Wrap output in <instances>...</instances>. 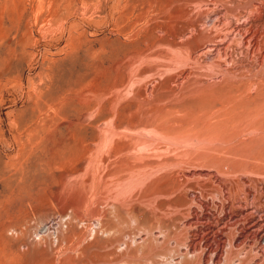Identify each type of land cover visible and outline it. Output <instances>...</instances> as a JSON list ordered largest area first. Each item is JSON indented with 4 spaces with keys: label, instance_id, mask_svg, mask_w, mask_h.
<instances>
[{
    "label": "rangeland",
    "instance_id": "obj_1",
    "mask_svg": "<svg viewBox=\"0 0 264 264\" xmlns=\"http://www.w3.org/2000/svg\"><path fill=\"white\" fill-rule=\"evenodd\" d=\"M189 1L0 0V264H197L199 256L182 253L181 224L194 207L201 217L192 231L215 246L207 229L222 215L189 204L191 195L208 197L196 183L216 170L227 176V164L229 178L249 173L254 188L264 181L250 173L264 162V92H249L264 88V60L250 67L231 54L239 63L230 71L179 54L178 64L179 46L159 37L167 27L187 32L200 15L197 29L208 31L213 12L242 22L257 5L260 29L264 0H206L212 12ZM181 175L186 190L155 192L158 180Z\"/></svg>",
    "mask_w": 264,
    "mask_h": 264
},
{
    "label": "bare ground",
    "instance_id": "obj_2",
    "mask_svg": "<svg viewBox=\"0 0 264 264\" xmlns=\"http://www.w3.org/2000/svg\"><path fill=\"white\" fill-rule=\"evenodd\" d=\"M189 1V0H188ZM196 1V0H194ZM200 1L199 3H201L202 6H204V4L206 3V0L204 1V3L201 2V0H197L196 2ZM209 1V0H208ZM229 1V0H227ZM190 2V1H189ZM192 2V0H191ZM190 2V3H191ZM195 2V3H196ZM212 2V1H211ZM209 2V3H211ZM216 2V1H215ZM222 2V1H221ZM198 3V4H199ZM208 5H213L209 4ZM192 4V3H191ZM197 4V3H196ZM207 4V3H206ZM205 4V5H206ZM219 4V3H216ZM216 4H214V6H216ZM263 5V3H262ZM198 6V5H197ZM219 6V5H218ZM199 7H201L199 5ZM209 7V6H208ZM212 7V6H210ZM209 7V8H210ZM255 7V6H254ZM264 7V5H263ZM202 9V8H201ZM205 9V6H204ZM202 9V10H204ZM218 9V8H217ZM216 9V10H217ZM252 9V8H251ZM198 12L200 11V8H197ZM206 11H209L210 9L206 8ZM214 11H216L215 9H213ZM213 10H210L211 12ZM242 10V9H241ZM218 11V10H217ZM232 11V10H231ZM250 11V9H249ZM202 12V11H201ZM200 12V13H201ZM227 12V11H226ZM199 13V14H200ZM204 14H206V12H203ZM209 13V12H208ZM225 13V12H224ZM240 13V11H239ZM247 13V12H246ZM249 13V16L247 17V19L245 21L242 22H233L231 23L230 21L228 23L227 22L230 19V15L232 13H230L229 19L227 17H224L226 15H223L221 12H216L210 16V20H211V25L209 27V29L206 30H200L197 29L198 28V23L201 22V18L202 16H198L194 19L191 18V21L188 22L187 24V32H184L183 34L179 33L178 31H174L170 28L167 27V29H164V32L159 33L162 36H159L160 39L162 38H167L169 41V44H175V46H179V53H177L178 55L180 54H185L186 57L188 58L187 60H194L195 62L200 60H204V59H210L213 58L214 61L216 60V66L219 64L217 63H223L224 66H226L228 69H230V60L234 61L235 58L233 59L231 57V54H244L242 56L245 57V61L249 62V66L251 67V65L253 64L254 66H259L264 60V23H260L262 25V27L259 29L258 25L253 24V22H257V21H261L262 19V11H261V7H259L258 5ZM211 14V13H209ZM229 14V12H228ZM227 14V15H228ZM235 14V13H234ZM237 14V12H236ZM232 15V16H237V15ZM132 17V16H131ZM239 17V15L237 16ZM241 17V16H240ZM239 17V18H240ZM130 18V17H129ZM237 18V19H239ZM209 20V19H208ZM209 20V21H210ZM227 20V21H226ZM233 20V19H232ZM241 20V19H240ZM236 21V20H235ZM200 26V24H199ZM256 26V30L253 28ZM163 26L160 25V29ZM202 27V25L200 26ZM164 28V27H163ZM162 28V29H163ZM160 32V31H159ZM186 33V34H185ZM178 37V38H177ZM177 40V41H176ZM171 47V46H170ZM174 47V46H173ZM131 53V52H130ZM177 56L176 58L180 57ZM195 57H194V56ZM183 56V55H182ZM181 56V57H182ZM235 56V55H232ZM241 56V55H240ZM237 57V56H236ZM175 58V59H176ZM232 58V59H231ZM238 58V57H237ZM179 59V58H178ZM182 59V58H181ZM239 59H241L242 61V57H240ZM180 60V59H179ZM187 60H186V64H187ZM212 60V59H210ZM178 61V60H177ZM182 60L178 61L177 63L180 64L179 62H181ZM213 61V60H212ZM231 61V63H232ZM236 61H238L236 59ZM234 62L235 64L239 63V62ZM167 63V62H166ZM165 63V64H166ZM169 64L171 63L170 61L168 62ZM177 63H175L177 65ZM193 63V62H192ZM242 63V62H241ZM240 63V64H241ZM174 64V63H173ZM194 64V63H193ZM191 64V65H193ZM211 64V63H210ZM209 64V65H210ZM234 65L237 66V65ZM238 64V65H240ZM247 64V63H245ZM263 64V63H262ZM261 64V65H262ZM167 65V64H166ZM188 65V64H187ZM187 65L185 66V68L187 67ZM196 65V64H194ZM208 65V69H214L217 70L219 69V67L215 69L211 68V65H214V63H212L210 66ZM231 65V66H233ZM244 65V64H243ZM189 66V65H188ZM242 66V65H241ZM239 66V67H241ZM249 66H247L248 68H250ZM181 67V66H180ZM191 67V66H190ZM225 67V68H226ZM244 67V66H242ZM246 67V66H245ZM244 67V68H245ZM246 67V68H247ZM253 67V66H252ZM211 68V69H210ZM221 68V67H220ZM226 68V69H227ZM243 68V69H244ZM245 68V69H246ZM234 69V68H233ZM237 69V68H235ZM234 69V71H235ZM252 69V68H251ZM254 69V68H253ZM258 69V68H257ZM262 69V68H261ZM264 69V66H263ZM239 70V69H238ZM237 70V71H238ZM249 70V69H248ZM247 70V71H248ZM229 71V70H228ZM230 71H232L230 69ZM229 71V72H230ZM236 71V72H237ZM250 71V70H249ZM258 71V70H256ZM225 72V70H224ZM255 72V71H254ZM134 73V72H133ZM190 73V72H189ZM232 73V72H231ZM256 73V72H255ZM254 73V74H255ZM259 73V71H258ZM257 73V74H258ZM212 74H214V72L212 71ZM225 74H227L225 72ZM181 79L183 80L184 76H185V80L186 75L185 73L181 74ZM229 74H227L226 76H223V78L227 77ZM263 75V74H262ZM180 76V75H179ZM200 76V75H199ZM189 77V76H187ZM229 77V76H228ZM227 77V78H228ZM231 77V76H230ZM229 77V78H230ZM242 76L238 77L241 79ZM245 77V76H243ZM250 77V76H249ZM248 77V78H249ZM257 77V76H256ZM263 77V76H262ZM198 78V76L196 77ZM235 78V77H234ZM246 78V77H245ZM264 78V77H263ZM177 79V78H176ZM195 79V78H194ZM178 80V79H177ZM181 80V81H182ZM184 80V81H185ZM236 80V79H235ZM258 81V79H256ZM222 81V80H221ZM246 82V80H244ZM250 80H247V82ZM264 81V79H263ZM155 82V81H154ZM175 82V81H174ZM192 82V81H191ZM243 81H241L242 83ZM152 83V82H151ZM179 83V82H178ZM177 83V85H178ZM182 83V82H181ZM239 83V82H238ZM250 83V82H249ZM251 83H252V79H251ZM150 84V83H149ZM155 84V83H152ZM176 84V83H175ZM175 84H173V86H175ZM189 84V83H188ZM191 84V83H190ZM189 84V85H190ZM176 85V87H177ZM182 85V84H181ZM180 85V86H181ZM235 85V84H234ZM251 85V84H250ZM149 86V85H148ZM154 86V85H153ZM153 86H150L153 87ZM157 86V85H156ZM249 86V84L247 85ZM262 86V85H261ZM172 87V86H170ZM175 87V88H176ZM241 87V86H240ZM260 87V86H259ZM139 90L140 88L137 87ZM233 88V87H232ZM243 88V87H242ZM241 88V89H242ZM248 88V87H247ZM155 89V88H153ZM168 89V88H167ZM196 89V88H195ZM228 89V88H227ZM264 89V88H262ZM262 89L257 88V87H253L252 85L249 86V92L252 91L254 93L255 96H258L259 93L264 92L262 91ZM135 90V91H137ZM151 90V89H149ZM223 90V89H222ZM221 90V91H222ZM243 90V89H242ZM246 90V89H245ZM132 91V92H135ZM146 91V89H145ZM152 91V90H151ZM239 91V89H238ZM149 92V91H148ZM247 92V91H246ZM251 92V93H252ZM150 93V92H149ZM231 93V92H230ZM248 93V92H247ZM250 93V94H251ZM151 94V93H150ZM148 94V95H150ZM224 94V93H223ZM232 94V93H231ZM238 94V93H237ZM246 94V93H245ZM262 94V93H261ZM236 96V94H234ZM240 96V95H239ZM244 96V95H243ZM251 96V95H248ZM147 97V96H146ZM145 99H148L146 98ZM185 97V96H184ZM183 97V98H184ZM230 97V96H229ZM242 97V96H240ZM144 98V97H143ZM252 98V97H251ZM238 100V98H234V100ZM182 100V99H180ZM247 100V99H246ZM255 100V99H254ZM253 100V101H254ZM144 101V100H143ZM217 101V100H216ZM226 102V101H225ZM240 102V101H239ZM257 102V101H256ZM185 103V101H184ZM251 103V102H250ZM253 103V102H252ZM214 104V103H213ZM230 104V103H229ZM249 104V102H248ZM247 104V105H248ZM180 105V104H179ZM228 105V104H227ZM226 105V106H227ZM231 105V104H230ZM240 105V104H239ZM243 105V104H242ZM223 106H225L223 104ZM262 106V105H261ZM234 107V106H233ZM239 107V106H236ZM243 107V106H241ZM222 108V107H221ZM227 108V107H224ZM230 108V107H229ZM232 108V107H231ZM220 109V108H219ZM242 109V108H241ZM165 110V109H164ZM210 110V109H209ZM212 110V109H211ZM218 110V109H216ZM228 111H230L229 109H226ZM261 110V109H260ZM254 111V110H251ZM245 112V111H244ZM250 112V111H249ZM248 112V113H249ZM255 112H257L255 110ZM191 113V112H190ZM193 113V112H192ZM212 113V112H211ZM217 113V112H216ZM221 113H223L221 111ZM234 113V112H233ZM39 114V113H38ZM185 114V113H184ZM226 114V113H225ZM245 114V113H244ZM254 114V113H253ZM256 114V113H255ZM174 115V114H172ZM220 114H217V116ZM238 115V114H237ZM247 115V114H246ZM177 116V115H176ZM184 116V115H182ZM230 118V115H228ZM245 116V115H244ZM248 116V115H247ZM252 116V114H251ZM255 116V115H254ZM253 116V117H254ZM216 117V116H215ZM225 117H223L224 120ZM227 118V119H229ZM232 118V117H231ZM230 118V119H231ZM246 118V117H245ZM236 119V118H235ZM213 120V119H212ZM222 120V121H223ZM217 121V120H216ZM226 121V118H225ZM229 121V120H227ZM253 121V120H252ZM216 123V122H215ZM228 124V123H227ZM230 124V123H229ZM235 124V123H233ZM232 124V125H233ZM249 124V123H248ZM201 125V124H200ZM216 125V124H215ZM252 125V124H251ZM185 126V125H184ZM196 126V124L194 125ZM227 126V125H226ZM248 126V125H247ZM171 127V126H170ZM180 127V126H178ZM197 127V126H196ZM196 127H195V133H196ZM205 126H202V128ZM191 127L189 126V129ZM194 128V127H192ZM191 128V130H192ZM226 128V127H225ZM204 129V128H203ZM187 130V128H186ZM244 130V129H243ZM183 131V130H182ZM210 131V130H209ZM229 131V130H228ZM242 131V130H241ZM218 132V131H217ZM181 133V131H180ZM189 132H186L184 135H186ZM215 133V132H214ZM248 133V132H247ZM179 134V132H178ZM175 135V134H174ZM198 137V136H196ZM226 137V135L224 134L223 140L220 142L222 145V142L224 141L227 142L225 143L228 144L229 141H225L224 138ZM199 138V137H198ZM247 138V137H246ZM253 138V137H252ZM192 139V136H191ZM216 139V138H214ZM255 139V138H254ZM193 140V139H192ZM240 140V139H239ZM246 140V139H245ZM249 140V139H248ZM247 140V141H248ZM165 141V140H164ZM242 141V140H241ZM240 141V142H241ZM251 141V139H250ZM239 142V141H238ZM216 143V142H215ZM223 143V144H224ZM204 144V142H203ZM242 144V143H241ZM245 144V143H244ZM208 145V144H207ZM192 147V146H191ZM227 148H229L227 146ZM200 150V149H199ZM203 150V148H202ZM206 150V149H205ZM248 150V149H247ZM226 151V149H225ZM224 151V152H225ZM228 152V151H227ZM226 152V153H227ZM230 152V151H229ZM234 152V151H233ZM228 154V153H227ZM234 154V153H233ZM201 155V154H200ZM229 155V154H228ZM254 155V153H253ZM230 156V155H229ZM216 157V156H215ZM219 157V156H218ZM217 157V159H218ZM228 157V156H227ZM233 157V156H232ZM247 159L250 156H246ZM222 160V157H220ZM219 158V159H220ZM223 160H225V157L223 156ZM244 161H245V157ZM240 158V159H243ZM218 159V160H219ZM228 159H230V157H228ZM215 160V159H214ZM213 160V161H214ZM215 160V161H218ZM234 160V159H233ZM236 160V159H235ZM254 160V159H253ZM259 160V159H257ZM231 161V159L229 160ZM221 162V161H219ZM228 161L226 160L225 163H227ZM235 162V161H234ZM255 162V161H254ZM259 162V161H257ZM193 163V162H192ZM245 164V162H243ZM248 163V162H246ZM263 165L261 167H252L250 168V173L254 174V175H260V178L263 176L264 179V162L262 161ZM261 163V164H262ZM174 164V163H173ZM194 164V163H193ZM221 164V163H220ZM229 164H233V163H229ZM254 164V163H252ZM235 165V164H234ZM247 165V164H245ZM123 166V165H122ZM226 166V172L224 176H221L223 173L220 171L221 175L219 172L217 173L216 170V174H211L209 177H207V179L201 180L200 178H198L197 181L201 180L200 182L196 183L198 188H201L203 190V193L205 195H207V198H203V197H199L196 195H191L189 196V200L191 202H189V204H194L196 205L198 208L200 209H207V208H212L214 209V212H219V214L222 215L221 220L217 219V216L215 219V225L213 223V227L210 226L208 227V232L213 233V237H212V242L215 243V246L213 244H211L210 242H208L207 239L203 238L204 235H206V233H203V230H199V231H192V229H194L193 226H195L196 224H199V220L201 215L199 216L196 210H192L194 209V207L190 210L191 214L189 215V217H187L186 219H184V222L181 224L184 228H186V230L188 231V236H187V246L185 247V249L183 250V254L188 255V256H199L198 258V263L197 264H234L235 262H237V264H239L238 261H240V263L242 264H262L261 262L263 261V257H264V245H262V242L264 241V226L261 223L263 221V216H264V181L262 182H256V183H260L257 188H254V186H252L253 182V175L252 178H250L249 173L247 177H244V173H243V177H240L238 180L236 178L232 179V176L229 178L228 176L231 175L230 173H233V167L230 165H225ZM149 168V167H148ZM172 168V167H171ZM225 168V167H224ZM126 169V168H125ZM218 169V168H217ZM220 169V168H219ZM218 169V170H219ZM126 171V170H125ZM145 171V170H143ZM225 171V169H224ZM141 172V171H140ZM155 172V171H154ZM245 172V171H244ZM142 173V172H141ZM144 173V172H143ZM142 173V174H143ZM178 173V172H177ZM247 173V171H246ZM245 173V174H246ZM154 174V173H153ZM234 174V173H233ZM237 174V173H236ZM140 176V174H138ZM180 175V174H179ZM194 175V174H193ZM198 176L205 175L202 173H197ZM196 175V176H197ZM182 176V175H181ZM221 176V177H220ZM226 176V177H225ZM183 177V176H182ZM185 177V176H184ZM183 177V179H184ZM189 177V176H188ZM191 177V176H190ZM193 177V176H192ZM224 177L226 179H224ZM227 177L229 178V180H227ZM163 178H165L163 176ZM194 178V177H193ZM238 178V177H237ZM255 179H257V177L254 176ZM192 179V178H190ZM196 180V178H194ZM203 179V178H202ZM236 179V180H235ZM259 179V177H258ZM186 180V181H185ZM231 180V181H230ZM192 180V182H197ZM256 181V180H255ZM191 182V181H190ZM150 184V183H149ZM193 185V184H192ZM151 188V185H149ZM153 186V185H152ZM195 186V185H194ZM185 187H188V181L187 178L185 177L183 182H178V183H169V181L167 182L165 179H161L158 180L157 183L154 185V189L156 190L155 192H173L170 195L174 194V193H178L180 191H183V189H185ZM148 188V186H147ZM146 188V189H147ZM158 188V189H157ZM160 188V189H159ZM186 190V189H185ZM190 191V190H189ZM127 192V191H126ZM147 192V191H146ZM125 193V192H124ZM123 193V194H124ZM128 193V192H127ZM126 193V194H127ZM184 193V192H181ZM125 194V195H126ZM169 195V193H168ZM175 195V194H174ZM172 195V196H174ZM199 195V194H198ZM128 196V195H127ZM156 196V195H155ZM159 196V195H157ZM171 196V197H172ZM154 197V196H153ZM177 197V196H176ZM155 198V197H154ZM177 200V199H176ZM171 202V201H170ZM174 202V201H173ZM167 205V203L165 204ZM170 205H172L170 203ZM170 205L168 204L167 206L170 207ZM193 206V205H192ZM190 207V206H189ZM158 208V207H157ZM165 208V207H164ZM164 208L162 210H164ZM174 208V206L172 207V209ZM188 208V207H187ZM154 210V208H151ZM167 209V207H166ZM171 209V207H170ZM171 209V211H172ZM124 210V209H123ZM169 210V209H167ZM181 210V209H180ZM155 211V210H154ZM157 212H160L156 209ZM166 211V210H165ZM164 212V215L168 212ZM176 211V208L173 210ZM172 211V213H173ZM151 212V211H150ZM162 212V211H161ZM178 212V211H177ZM154 213V212H153ZM171 213V212H170ZM175 213V212H174ZM189 213V212H188ZM156 214V213H155ZM159 217H161L162 213H158ZM169 214V213H168ZM164 215H162L164 217ZM175 215V214H174ZM156 217H158L157 215H155ZM170 216V215H169ZM172 216V215H171ZM168 217V216H167ZM156 219V218H155ZM165 219V218H163ZM52 220V219H51ZM153 220V219H152ZM160 220V219H159ZM156 221V220H155ZM158 221V220H157ZM159 222V221H158ZM164 222V221H163ZM219 222L220 225H219ZM211 223V222H210ZM149 224V223H148ZM160 224V223H158ZM157 224V225H158ZM163 224V223H162ZM212 224V223H211ZM210 224V225H211ZM165 225V223H164ZM178 225V223H177ZM209 225V224H207ZM159 226V225H158ZM161 226V224H160ZM155 226L151 227L152 229ZM157 227V226H156ZM155 227V228H156ZM175 227V226H174ZM182 228V227H181ZM157 232V229H155ZM159 230V229H158ZM180 230V228H179ZM182 230V229H181ZM214 230V231H213ZM150 231V230H149ZM174 231V230H173ZM213 231V232H212ZM180 233V232H178ZM187 233V232H186ZM185 233V234H186ZM203 233V234H202ZM151 234V233H150ZM156 234V233H155ZM169 234V233H168ZM181 234V233H180ZM185 234L183 236H185ZM149 235V234H148ZM200 235H203V237H201ZM151 236V235H150ZM156 238V235H154ZM160 236V235H159ZM158 236V237H159ZM175 236V235H174ZM185 236V238H186ZM152 237V236H151ZM162 237V236H161ZM172 237V236H171ZM176 237V236H175ZM180 240H181V235L177 236ZM170 238V237H168ZM177 238V241L179 240ZM184 238V237H183ZM184 238V239H185ZM176 239V238H174ZM173 238L172 240L175 241ZM162 240V239H161ZM171 240V241H172ZM176 241V242H177ZM160 242V241H159ZM181 242V241H180ZM182 242L184 243V240L182 239ZM169 243V242H167ZM178 243V242H177ZM158 244V243H157ZM160 244V243H159ZM174 244V243H173ZM180 244V243H179ZM178 244V245H179ZM169 246V245H168ZM168 246L166 248H168ZM177 246V245H175ZM181 247V246H180ZM170 248V247H169ZM163 249V248H162ZM176 248H174L175 250ZM179 249V248H178ZM176 251V250H175ZM174 251V252H175ZM178 252V250H177ZM176 253V252H175ZM181 253V252H180ZM182 253L180 256H182ZM252 254V260L251 261H247V259H243L244 257H251ZM128 255V254H127ZM162 255V254H161ZM178 255H176L177 257H179ZM128 257V256H127ZM126 257V258H127ZM130 258V257H128ZM127 258V259H128ZM132 258V257H131ZM126 259V260H127ZM173 259V258H172ZM123 260V259H122ZM131 260V259H130ZM181 260V259H180ZM116 262V261H115ZM196 263V262H195ZM119 264V263H118ZM174 264V263H173ZM177 264V263H176ZM194 264V263H193Z\"/></svg>",
    "mask_w": 264,
    "mask_h": 264
},
{
    "label": "built area",
    "instance_id": "obj_3",
    "mask_svg": "<svg viewBox=\"0 0 264 264\" xmlns=\"http://www.w3.org/2000/svg\"><path fill=\"white\" fill-rule=\"evenodd\" d=\"M57 228H58V224L55 225L54 223H51L50 225L47 226L48 230L54 231L55 237H57Z\"/></svg>",
    "mask_w": 264,
    "mask_h": 264
}]
</instances>
